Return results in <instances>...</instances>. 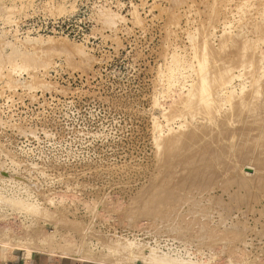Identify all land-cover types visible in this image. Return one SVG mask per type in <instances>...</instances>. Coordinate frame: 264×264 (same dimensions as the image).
Returning a JSON list of instances; mask_svg holds the SVG:
<instances>
[{"label":"rangeland","instance_id":"1","mask_svg":"<svg viewBox=\"0 0 264 264\" xmlns=\"http://www.w3.org/2000/svg\"><path fill=\"white\" fill-rule=\"evenodd\" d=\"M0 254L264 264V0H0Z\"/></svg>","mask_w":264,"mask_h":264},{"label":"crops","instance_id":"2","mask_svg":"<svg viewBox=\"0 0 264 264\" xmlns=\"http://www.w3.org/2000/svg\"><path fill=\"white\" fill-rule=\"evenodd\" d=\"M1 257V254H0ZM0 264H26L22 262H6L2 259H0ZM30 264H76L73 262H68V261H60V262H53V260H48L47 257H36L34 261H32Z\"/></svg>","mask_w":264,"mask_h":264},{"label":"bare ground","instance_id":"3","mask_svg":"<svg viewBox=\"0 0 264 264\" xmlns=\"http://www.w3.org/2000/svg\"><path fill=\"white\" fill-rule=\"evenodd\" d=\"M30 64H31V63H30ZM13 202H14V201H13ZM4 204H5V203H4ZM16 206H17V205H16ZM34 208H35V207H34ZM111 250H112V249H111ZM111 255H112V254H110V256H111ZM110 256H109V258H107V259H105V258H104V259L101 258V259H103V260L100 259V261H103V262H104V261H105V262H108V261H109L108 263H110V264H128V263H129V261H127V259H125V260L123 259V260L120 261L119 259H116V258H115L116 260H115V259L113 260L112 258L110 259ZM83 257H84V256H83ZM85 258H86V257H85ZM81 259H82V258H81ZM136 261H137V260H136ZM176 262H178V261H176ZM176 262H175V263H176ZM151 263L154 264V262H151ZM137 264H140V263H137ZM191 264H193V263H191Z\"/></svg>","mask_w":264,"mask_h":264}]
</instances>
